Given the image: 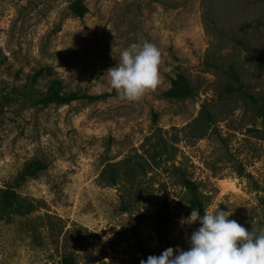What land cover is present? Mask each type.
I'll list each match as a JSON object with an SVG mask.
<instances>
[{
  "label": "rangeland",
  "instance_id": "374dc122",
  "mask_svg": "<svg viewBox=\"0 0 264 264\" xmlns=\"http://www.w3.org/2000/svg\"><path fill=\"white\" fill-rule=\"evenodd\" d=\"M144 42L160 83L127 100L107 70ZM178 74L193 92L166 98ZM55 80L100 97L49 101ZM194 198L264 234V0H0V264L187 250Z\"/></svg>",
  "mask_w": 264,
  "mask_h": 264
},
{
  "label": "clouds",
  "instance_id": "9594fccd",
  "mask_svg": "<svg viewBox=\"0 0 264 264\" xmlns=\"http://www.w3.org/2000/svg\"><path fill=\"white\" fill-rule=\"evenodd\" d=\"M160 50L150 42L130 45L109 68L111 87L127 100H137L160 83ZM233 212L212 206L204 214L192 208L179 223L199 227L187 238L188 248L168 247L140 264H264V234L256 235L229 217Z\"/></svg>",
  "mask_w": 264,
  "mask_h": 264
},
{
  "label": "trees",
  "instance_id": "16d2710c",
  "mask_svg": "<svg viewBox=\"0 0 264 264\" xmlns=\"http://www.w3.org/2000/svg\"><path fill=\"white\" fill-rule=\"evenodd\" d=\"M72 12L77 15L81 16L85 11V7L81 5L79 2L74 3L71 5ZM192 87L188 79L182 75L178 74L174 79H172L170 87L164 91L163 95L166 98L171 99H181L188 97L192 94ZM100 95H86V94H76L75 92H66L61 91V82L60 81H53L50 87L47 90L46 99L49 101H55L58 104H66L72 100L77 98H89V99H97ZM190 184V183H188ZM13 200H17V196L15 194L12 195ZM5 198H8L5 195ZM18 203V202H17ZM191 208L198 209L201 208V203L197 199H191ZM170 219V210L166 203L160 207V209L155 214V230L158 235L163 239V242H167L166 235H167V226ZM143 258L146 260L149 255L151 254L147 249H141ZM62 264H73L71 259L64 258Z\"/></svg>",
  "mask_w": 264,
  "mask_h": 264
}]
</instances>
